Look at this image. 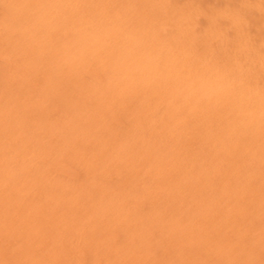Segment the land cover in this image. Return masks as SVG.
I'll return each mask as SVG.
<instances>
[{
    "label": "rangeland",
    "instance_id": "374dc122",
    "mask_svg": "<svg viewBox=\"0 0 264 264\" xmlns=\"http://www.w3.org/2000/svg\"><path fill=\"white\" fill-rule=\"evenodd\" d=\"M53 2L139 15L171 58L153 98L168 111L124 168L96 167L102 142L76 128L88 126L86 112L75 123L55 119L62 105L51 77L62 31L54 26L60 11L44 6ZM206 62L217 68L215 91L197 70ZM103 75L97 68L81 80ZM182 83L204 91L186 93ZM42 85L52 98L33 103ZM225 86L240 90L239 103L224 99ZM13 90L18 110L6 136L4 97ZM261 95L264 12L244 0H0V264H162L172 245L162 248L156 231L161 208L186 225L189 246L264 264V129L258 111H246ZM185 126L202 134L188 132L173 149V129ZM37 127L39 147L18 151Z\"/></svg>",
    "mask_w": 264,
    "mask_h": 264
},
{
    "label": "clouds",
    "instance_id": "9594fccd",
    "mask_svg": "<svg viewBox=\"0 0 264 264\" xmlns=\"http://www.w3.org/2000/svg\"><path fill=\"white\" fill-rule=\"evenodd\" d=\"M58 9L60 14L54 18L56 30L62 31L61 40L54 54L58 71L51 77L55 92L60 96L62 105L55 119L75 123L81 112L88 114V126L76 124L79 133L90 132L103 144L96 167L113 170L126 167L132 157L147 143L151 125L162 121L167 107L157 111V89L160 87L158 71H165L170 66L171 58L162 42L158 39L152 24L139 15L132 14L117 17L114 12L98 14L92 9L75 11L76 5L69 2H53L44 5ZM244 6L259 8L264 12V0H244ZM20 7H25L20 5ZM179 26V21H175ZM103 72V79L91 76L81 77L93 69ZM201 75L210 81L215 91L217 68L206 62L197 66ZM224 72L235 78L231 69ZM71 82L72 89H66ZM176 86V85H173ZM186 93L200 94L204 90L182 83ZM33 103L44 102L52 97L47 92V85L37 87ZM223 97L229 104L239 103V89L224 87ZM18 110V100L13 92L4 97V120L6 136ZM248 112L259 113V125L264 129V95L253 100L246 108ZM120 123H115V117ZM170 116L169 119H173ZM37 119L36 122L38 123ZM121 124L123 128L121 129ZM41 129L37 127L28 141L18 145L17 150L24 152L39 147ZM200 131L185 126L174 128L170 140L171 147L180 142L184 135ZM119 135L113 142V136ZM185 224L178 222L172 214L163 208L156 221V231L162 248L172 245L171 255L162 264H233L228 258L227 248L211 249L208 245L192 247L188 245L190 233L183 230ZM251 240V244H255ZM264 246V235L261 236ZM64 264H84L83 261L69 258ZM95 264V262H94ZM238 264H249L241 260Z\"/></svg>",
    "mask_w": 264,
    "mask_h": 264
},
{
    "label": "bare ground",
    "instance_id": "6f19581e",
    "mask_svg": "<svg viewBox=\"0 0 264 264\" xmlns=\"http://www.w3.org/2000/svg\"><path fill=\"white\" fill-rule=\"evenodd\" d=\"M48 3V2H47ZM108 5V4H107ZM103 7H105V6H103ZM113 7V6H112ZM128 7V6H127ZM108 11V10H107ZM155 26V25H154ZM186 27V26H185ZM162 40V39H161ZM176 40H178V39H176ZM182 41V40H181ZM180 52V51H179ZM175 59V58H174ZM173 59V60H174ZM190 61V60H189ZM192 61V60H191ZM171 64V63H170ZM185 64V63H184ZM173 65V64H172ZM175 65V64H174ZM178 65V64H177ZM176 70V69H175ZM172 71H174V70H172ZM177 72H178V70H176ZM171 72V71H170ZM183 72V71H182ZM179 74V73H178ZM191 74H193V73H191ZM195 74V73H194ZM201 74V73H200ZM174 75H177L176 73L174 74ZM178 76V78H179V76H182V75H177ZM189 77V76H188ZM174 78H175V76H174ZM195 79V78H194ZM183 80V79H182ZM204 81V80H203Z\"/></svg>",
    "mask_w": 264,
    "mask_h": 264
}]
</instances>
